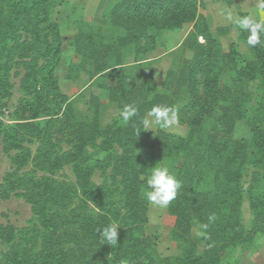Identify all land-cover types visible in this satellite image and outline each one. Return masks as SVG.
I'll list each match as a JSON object with an SVG mask.
<instances>
[{
	"label": "trees",
	"instance_id": "obj_1",
	"mask_svg": "<svg viewBox=\"0 0 264 264\" xmlns=\"http://www.w3.org/2000/svg\"><path fill=\"white\" fill-rule=\"evenodd\" d=\"M63 2L0 0V160L8 163L0 200L30 210L23 226L0 223V264H237L228 254L264 236V191L255 178L242 186L247 168L264 170V95L248 110V85L264 89V42L249 47L238 28L250 58L235 43L224 52L198 0H120L100 25L79 22L68 41L77 62L68 65L67 81L85 74L119 112L137 108L128 123L119 116L102 125L98 96L89 95L83 116L59 87L64 40L53 14ZM184 25L191 28L171 52L175 65L159 92L149 54L164 31ZM154 105L175 108L186 135H149L141 119ZM241 121L249 139L234 138ZM156 165L181 183L167 207L175 257L161 258L145 232L144 192ZM244 196L249 229L240 216ZM109 224L118 227L115 246L99 241Z\"/></svg>",
	"mask_w": 264,
	"mask_h": 264
},
{
	"label": "rangeland",
	"instance_id": "obj_2",
	"mask_svg": "<svg viewBox=\"0 0 264 264\" xmlns=\"http://www.w3.org/2000/svg\"><path fill=\"white\" fill-rule=\"evenodd\" d=\"M60 1V0H55ZM63 4L54 10L53 21L57 22L61 27V33L64 40L62 49V60L57 68L56 76L59 82V87L65 95L75 98V107L79 114L87 116L90 111L87 107L89 95L98 96L103 104L101 113L102 125L108 124L113 118L119 117L120 112L107 103L103 97L105 94L102 90L96 89L97 83L91 85L88 76L80 74L77 81L68 82L66 80V70L70 62L76 60V56L68 45V41L72 38L75 28L79 22H87L91 25H100L102 14L111 6L120 0H63ZM199 12L206 16L209 20L210 31L213 36L220 42L222 50L228 51L232 43L237 45L238 51L245 57L250 58V54L245 46L238 39V26L236 20L239 18L240 13L251 14L256 12V0H233L231 6L226 5L221 0H198ZM223 8H230L233 12V21L229 22L223 18L219 13ZM191 25H184L181 30L174 32L164 31L158 38L155 50L149 54L152 60L151 67L155 71L154 87L157 91L161 92L163 89V82L165 73L168 69L172 68L174 51L182 42V37L190 30ZM201 42V40H200ZM186 59H191L192 53L187 52L184 56ZM131 56H128L127 61L130 62ZM175 62L176 58H175ZM99 83V82H98ZM249 90L252 92V101L248 105V110L255 107L256 102L260 96L264 95V89H258L257 83H250ZM77 97V99H76ZM222 110V106L218 108V113ZM121 117V116H120ZM146 130V129H145ZM157 130L166 133L175 134L184 137L187 133L185 127L178 124L169 128H161L154 126L150 130H146L149 135H154ZM249 129L244 121L238 122L235 126L234 138L249 139ZM8 169V163L3 157L0 160V182L2 175ZM255 178L257 187L260 191H264V170L254 171L247 168L243 173L242 186L246 188ZM148 223L145 228L146 235H148L161 258L175 257L179 255V250L176 244L171 241L170 232L173 228L175 219L167 213V208H159L148 203ZM240 216L242 224L249 229L252 221V213L248 208L247 198L244 196L241 207ZM30 218L29 207L22 201L9 200L2 202L0 200V223H8L14 226H23ZM199 228L196 224L192 227V236L199 237ZM227 260L236 262L237 264H264V236H257L254 241L247 245L234 250L228 254Z\"/></svg>",
	"mask_w": 264,
	"mask_h": 264
},
{
	"label": "clouds",
	"instance_id": "obj_3",
	"mask_svg": "<svg viewBox=\"0 0 264 264\" xmlns=\"http://www.w3.org/2000/svg\"><path fill=\"white\" fill-rule=\"evenodd\" d=\"M257 11L248 15L239 17L236 20L237 26L248 33L246 44L249 47H255L262 42L264 37V0H256ZM223 18L229 22L233 21V12L230 8H223L220 13ZM137 115V108L131 104L125 105L120 112L124 123ZM178 114L175 108L165 105H154L145 118L141 119V125L144 129L150 130L154 126L169 128L178 124ZM147 188L144 196L150 205L159 208H167L170 203L176 199L181 183L177 180L174 173L167 166L156 165L151 168L150 176L147 179ZM215 214L209 215L208 224L201 227L207 230L209 224L215 222ZM101 244L115 246L118 241V227L115 224H109L98 231Z\"/></svg>",
	"mask_w": 264,
	"mask_h": 264
},
{
	"label": "crops",
	"instance_id": "obj_4",
	"mask_svg": "<svg viewBox=\"0 0 264 264\" xmlns=\"http://www.w3.org/2000/svg\"><path fill=\"white\" fill-rule=\"evenodd\" d=\"M56 23H57V22H56ZM57 24H58V23H57ZM58 25H59V24H58ZM59 27H60V25H59ZM60 31H61V27H60ZM187 33H188V32H187ZM187 33H186V34H187ZM61 34H62V33H61ZM185 36H186V35H184V37H182V41H183V39L185 38ZM180 44H181V43H180ZM180 44H179V45H180ZM72 51H73V50H72ZM75 56H76V55H75ZM61 60H62V58H61ZM74 62H77V59H76ZM154 73H155V71H154ZM76 81H77V80H76ZM68 82L70 83L71 81H68ZM74 82H75V81H74ZM111 85H113V82H111ZM103 98L106 99L105 96H104ZM107 103H108V102H107ZM108 104L111 105V106H114V104H110V103H108ZM105 125H106V124H105Z\"/></svg>",
	"mask_w": 264,
	"mask_h": 264
}]
</instances>
